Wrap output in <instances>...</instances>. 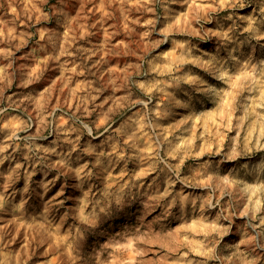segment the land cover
<instances>
[{"label":"rangeland","instance_id":"374dc122","mask_svg":"<svg viewBox=\"0 0 264 264\" xmlns=\"http://www.w3.org/2000/svg\"><path fill=\"white\" fill-rule=\"evenodd\" d=\"M0 264H264V0H0Z\"/></svg>","mask_w":264,"mask_h":264},{"label":"bare ground","instance_id":"6f19581e","mask_svg":"<svg viewBox=\"0 0 264 264\" xmlns=\"http://www.w3.org/2000/svg\"><path fill=\"white\" fill-rule=\"evenodd\" d=\"M37 250H38V247H35L34 255L36 254Z\"/></svg>","mask_w":264,"mask_h":264}]
</instances>
